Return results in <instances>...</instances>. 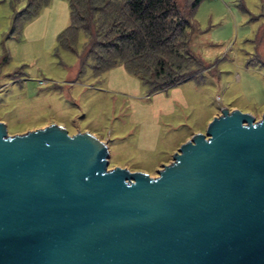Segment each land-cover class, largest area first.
<instances>
[{
	"label": "water",
	"instance_id": "95a60500",
	"mask_svg": "<svg viewBox=\"0 0 264 264\" xmlns=\"http://www.w3.org/2000/svg\"><path fill=\"white\" fill-rule=\"evenodd\" d=\"M0 264H264V111L221 109L155 177L89 132L0 122Z\"/></svg>",
	"mask_w": 264,
	"mask_h": 264
},
{
	"label": "rangeland",
	"instance_id": "374dc122",
	"mask_svg": "<svg viewBox=\"0 0 264 264\" xmlns=\"http://www.w3.org/2000/svg\"><path fill=\"white\" fill-rule=\"evenodd\" d=\"M25 4L0 0V122L8 135L49 124L69 135L89 132L106 144L108 168L155 177L221 109L261 118L264 0H202L194 17L198 32L188 38L208 68L152 94L121 66L95 74L90 58L80 65L83 44L92 39L84 32L75 39L67 32L71 50L56 44L68 24L65 0H50L10 33Z\"/></svg>",
	"mask_w": 264,
	"mask_h": 264
},
{
	"label": "trees",
	"instance_id": "16d2710c",
	"mask_svg": "<svg viewBox=\"0 0 264 264\" xmlns=\"http://www.w3.org/2000/svg\"><path fill=\"white\" fill-rule=\"evenodd\" d=\"M26 4L14 14L10 33L18 23L36 18L50 0ZM68 24L57 33L56 44L72 49L68 31L84 32L81 65L90 58L98 74L116 66L143 82L149 94L202 73L207 65L189 49V33L202 0H65ZM16 3V2H15ZM73 39V42H74ZM99 49V50H97ZM101 51V53L99 52ZM6 58V57H3Z\"/></svg>",
	"mask_w": 264,
	"mask_h": 264
},
{
	"label": "crops",
	"instance_id": "0c3cea01",
	"mask_svg": "<svg viewBox=\"0 0 264 264\" xmlns=\"http://www.w3.org/2000/svg\"><path fill=\"white\" fill-rule=\"evenodd\" d=\"M43 10H44V9H42L41 11H43ZM41 11H40V12H41ZM39 15H40V13H39ZM39 15H38V16H39ZM38 16H37V17H38ZM37 17H36V18H37ZM28 23H29V22H28Z\"/></svg>",
	"mask_w": 264,
	"mask_h": 264
}]
</instances>
